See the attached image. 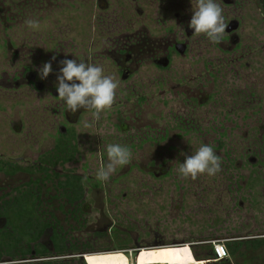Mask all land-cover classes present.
I'll return each mask as SVG.
<instances>
[{"label":"rangeland","instance_id":"obj_1","mask_svg":"<svg viewBox=\"0 0 264 264\" xmlns=\"http://www.w3.org/2000/svg\"><path fill=\"white\" fill-rule=\"evenodd\" d=\"M25 1L30 5L31 0ZM25 1L0 0V204L4 200L7 220L3 228L5 222L0 219L3 262L264 264V242L257 248L242 246V255L230 254L221 261L210 260L212 245L205 244L264 239V0L225 5V23L239 22V45L229 51L230 41L225 40L223 48L207 37L194 38L187 55L176 58L159 86L153 85L157 79L153 81L149 71L122 81L102 51L106 38L97 37L93 50L85 39L86 62L101 66L119 83L112 107L88 128L83 127L84 121H92L88 110L80 111L74 125L64 119L68 110L54 94L61 66L52 64L45 79L38 74L48 62L45 55H53L67 36H61L60 23L55 27L42 22L39 30L28 29L29 13L21 14L18 8L22 5L18 2ZM37 7L50 14L47 0H38ZM19 23L23 31L17 29ZM39 54L41 62L32 63ZM222 61L225 66L216 69ZM177 65H184L186 71L178 73ZM24 68L37 71L43 90L27 85L3 87L4 81L19 77ZM191 92L208 101L193 107ZM59 126L69 128L64 138L76 145L75 162L52 159L65 155L58 153L60 143L53 149L62 138ZM110 143L128 146L131 161L118 166L108 181H97L95 170L107 160L105 149ZM202 144L213 146L221 170L214 176L179 177L176 169L185 158L181 153L190 155ZM39 156L51 157L52 162L40 163ZM167 165L168 174L153 175ZM73 172L84 174L83 211L76 217L63 204L67 197L64 174ZM32 192L40 201L37 226L31 223L30 210L20 212V218L15 208L17 200L29 206ZM30 237H35L29 241L31 247L43 253L27 254L21 260L17 250L27 248ZM135 244L158 247L127 255L124 249Z\"/></svg>","mask_w":264,"mask_h":264},{"label":"flooded vegetation","instance_id":"obj_2","mask_svg":"<svg viewBox=\"0 0 264 264\" xmlns=\"http://www.w3.org/2000/svg\"><path fill=\"white\" fill-rule=\"evenodd\" d=\"M47 3L48 7H46V10H48L50 14H44L43 11L45 10H41L42 7L38 9V0H31L29 3L30 5H25L27 2H18L19 5L22 4L20 7L18 6V8H20L21 14H23V12L25 14L29 13L27 16L31 19L38 20L40 24L45 22L48 23L49 26L53 25L56 27V25L60 23L61 32H63L61 36H67V38L64 42H61L62 44L56 45L52 52L53 55L51 53L45 55L48 62L58 67L62 66L60 61L64 59L78 58L87 61L85 39L88 38L89 50H93L96 46V38L103 36L106 38L107 47L102 51L105 56L115 64L118 70V76L122 81L138 79L142 74L147 75L145 72L149 71L153 75V81L155 78L158 81L154 82L153 85L159 86L162 85L161 83L165 82L166 71H170L172 66H175L176 58L187 55L191 49V42L194 41V38H206L204 34L194 33V30L190 29L188 26L193 14V7L196 6L197 0H62L61 4L59 2L54 4L53 0H47ZM217 3H219L220 7L223 9L222 14L225 22V5H234L235 0H232L231 3L227 2V0H217ZM23 4L25 6H23ZM55 10H57V12L53 13ZM57 15L58 18L61 17V19L56 18L55 16ZM46 17H48L49 20H46ZM54 19L55 22H53ZM235 24L236 28H231L234 27ZM16 26L17 29L23 31L22 24L19 23L16 24ZM238 29L239 22L237 20L228 22L223 37L218 44L225 48V40L230 41L227 50L233 51V47H237L240 43ZM20 36H24V34H20ZM9 47L11 49L13 46L10 45ZM53 57H55V59H53ZM40 60H42L41 54H39L38 58L32 63ZM223 63L224 61L219 62V66L215 68L218 69L225 66V63L222 65ZM208 65L211 70H215L213 62H209ZM184 67V65H177V69H179L178 73H184L186 71ZM37 76V71L24 68L19 77L13 78L12 81H4L3 87L11 88L14 86L15 88H20L22 85H27L43 90L44 84L37 80ZM191 93L193 94L188 93V97L193 107L197 106L198 102L204 104L208 101V97L199 98L197 92ZM54 94L57 96V91L54 92ZM161 96H165L164 90L161 91ZM82 109L83 108L78 109L75 113L66 111L64 119L68 123L74 125V123L78 122L79 113L81 114ZM192 122L194 123V120L191 121V123ZM165 129L166 128H164V130ZM68 132L69 128L59 126L58 133L62 138H57L58 140H56L53 149L60 143L58 146V153L62 151L65 155L61 157L59 155L53 156L52 159L54 162L66 161V163H71L76 160L75 143L69 145L64 138L67 136ZM66 145L73 147L68 146L66 148ZM66 154L69 155L67 158H65ZM44 159L49 161L46 163L52 162L51 157L45 158L42 156L36 158V161L38 160L42 163L45 162ZM251 160L253 159L250 158V161ZM254 162H256V160H254ZM4 164H6V162H2L3 166ZM169 170L170 166L167 165L158 172L153 171V175L162 177L168 174ZM46 176H49V174H45V177ZM50 176L55 177L57 174H50ZM83 176L84 174L74 172L67 173L66 175L64 174L65 182H63V185L67 193L65 201H63V204H66L67 207L64 208L67 213H74L73 215L75 217L76 214L81 215L83 211L82 205L80 206L85 197V195L82 197L81 194L82 184L84 185L82 182ZM34 183H37V181ZM32 193L31 198L27 199L26 203L30 204L29 206H21V200H17V206H15V208L20 218V212L27 211V209L30 210V213H32L30 214L31 223L33 226H37L38 204L40 201L38 195L34 192ZM0 219H4V228L7 222L4 200L0 204ZM205 244H209V241H206ZM138 245L139 244H135V247L124 250L127 252L130 251L132 255H135ZM28 254L35 257L38 255L36 249H32ZM18 255L22 257L21 260L26 259L21 253ZM82 255L83 254L80 255L81 258ZM4 256V250L1 247L0 260H2ZM0 264L6 263L2 260ZM8 264L15 263L12 262Z\"/></svg>","mask_w":264,"mask_h":264},{"label":"clouds","instance_id":"obj_3","mask_svg":"<svg viewBox=\"0 0 264 264\" xmlns=\"http://www.w3.org/2000/svg\"><path fill=\"white\" fill-rule=\"evenodd\" d=\"M223 9L217 0H197L193 7V14L189 28L196 34H204L211 42L218 43L223 37L226 24ZM28 29H40V22L36 19H26ZM55 59V57H53ZM57 75L56 91L65 109L75 113L83 108L91 112L92 121H84L83 127H91V123L98 121L103 112L109 110L116 96L118 81L104 73L101 66L84 60L64 59ZM52 72L51 62H46L38 70L41 79L47 78ZM107 160L95 170V179L106 182L118 166L130 163L132 151L126 145L110 143L106 146ZM184 155V160L176 169L181 178H196L207 174L214 176L221 170V161L210 144H202L190 155Z\"/></svg>","mask_w":264,"mask_h":264},{"label":"trees","instance_id":"obj_4","mask_svg":"<svg viewBox=\"0 0 264 264\" xmlns=\"http://www.w3.org/2000/svg\"><path fill=\"white\" fill-rule=\"evenodd\" d=\"M33 239H35V237L34 238H29V240H28V242H27V244H26V246H27V248H21L20 250H17V253L16 254H19V253H21V255L22 256H25L26 254H28V252L30 253L31 251H32V249H36V246H35V248L34 247H31V245H30V243H29V241L30 240H33ZM21 240V239H20ZM264 242V239H262V240H246V241H243V240H239V241H232V242H229L226 246L228 247V249H229V252H230V254L231 255H235V254H237V253H242L241 251H240V249H241V247L242 246H245V248H248L249 246L250 247H259L262 243ZM37 250V249H36ZM6 253L7 254H11L10 252H8V251H6ZM37 253L38 254H42L43 252H41V251H37ZM12 256H13V254H11ZM209 255H212V251H211V254H209ZM242 255V254H241ZM0 257H1V244H0ZM226 262V261H225Z\"/></svg>","mask_w":264,"mask_h":264},{"label":"built area","instance_id":"obj_5","mask_svg":"<svg viewBox=\"0 0 264 264\" xmlns=\"http://www.w3.org/2000/svg\"><path fill=\"white\" fill-rule=\"evenodd\" d=\"M209 244L212 245V258L210 260H226L229 259L230 253L226 244L220 240H211Z\"/></svg>","mask_w":264,"mask_h":264},{"label":"water","instance_id":"obj_6","mask_svg":"<svg viewBox=\"0 0 264 264\" xmlns=\"http://www.w3.org/2000/svg\"><path fill=\"white\" fill-rule=\"evenodd\" d=\"M227 2H229V3H231L232 2V0H227ZM231 28H236V24L234 25V27H231ZM230 28V29H231ZM190 245V247L192 246V244H189ZM151 247H158V245H154V246H151ZM151 247H138L137 249H136V254L134 255V256H136L137 255V253H140L141 252V250L142 249H144V248H151ZM127 255L129 254L130 256L132 255V253L129 251V252H127L126 250L124 251ZM85 257H86V255L85 254H83L82 255V258L85 260ZM133 258H131V260H132Z\"/></svg>","mask_w":264,"mask_h":264}]
</instances>
